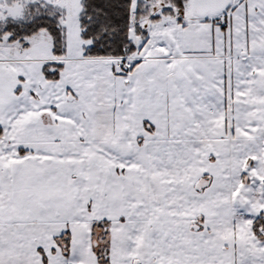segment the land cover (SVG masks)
<instances>
[{"label":"snow or ice","instance_id":"6c2138e0","mask_svg":"<svg viewBox=\"0 0 264 264\" xmlns=\"http://www.w3.org/2000/svg\"><path fill=\"white\" fill-rule=\"evenodd\" d=\"M0 264H264V0H0Z\"/></svg>","mask_w":264,"mask_h":264}]
</instances>
